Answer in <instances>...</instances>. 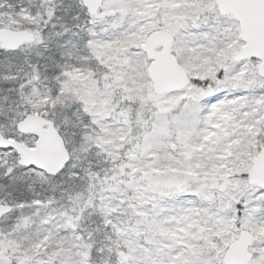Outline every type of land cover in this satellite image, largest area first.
Masks as SVG:
<instances>
[{
    "label": "snow or ice",
    "instance_id": "obj_1",
    "mask_svg": "<svg viewBox=\"0 0 264 264\" xmlns=\"http://www.w3.org/2000/svg\"><path fill=\"white\" fill-rule=\"evenodd\" d=\"M0 264H264V0H0Z\"/></svg>",
    "mask_w": 264,
    "mask_h": 264
}]
</instances>
